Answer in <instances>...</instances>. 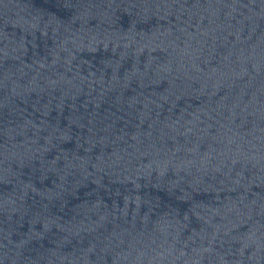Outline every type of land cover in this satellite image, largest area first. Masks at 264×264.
<instances>
[{"label":"water","instance_id":"95a60500","mask_svg":"<svg viewBox=\"0 0 264 264\" xmlns=\"http://www.w3.org/2000/svg\"><path fill=\"white\" fill-rule=\"evenodd\" d=\"M0 264H264V0H0Z\"/></svg>","mask_w":264,"mask_h":264}]
</instances>
